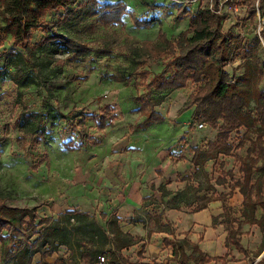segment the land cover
<instances>
[{
	"label": "trees",
	"instance_id": "obj_1",
	"mask_svg": "<svg viewBox=\"0 0 264 264\" xmlns=\"http://www.w3.org/2000/svg\"><path fill=\"white\" fill-rule=\"evenodd\" d=\"M218 6L219 0H211L199 9L191 16L189 27L173 40L161 30L159 39L162 44L144 40L126 45L124 49L138 61L140 68L148 66L153 60L165 59L163 70L148 81V92L136 98L142 102L141 112L147 115L139 127L164 120L163 115L156 112L158 101L151 97L152 90L175 91L193 83L195 90L179 110V115L193 108L191 128L202 123L204 127L208 125L218 130L215 140L205 141L193 149L192 162L196 169L193 174L182 178L186 185L166 201L167 208L180 209L184 205L190 212L197 213L207 209L212 201H221L223 211L213 217L212 227L216 229L224 226L227 231L225 245L228 249L234 247L245 258L253 254L256 259L264 252V125L251 110V106L264 104V91L261 89L264 70L258 58L254 62L245 59L240 66L244 69L241 77H236L227 69L232 61V47L236 37L232 30L223 29L224 16L219 12ZM0 7L5 21L4 31L11 36L14 45L20 48H13L6 56L7 64L14 68L13 80L20 87L35 84L38 78L43 77L45 67L72 64L93 52L92 43L84 35L85 29L71 35L62 26L77 29L94 17L105 26L118 24L123 22V17L128 12L127 5L122 1L105 2L101 5L98 0L81 3L77 0H0ZM51 11H63V14L58 21L47 20ZM188 13L186 7H179L177 14L179 18H183ZM133 21L138 27H150L155 22L153 19L138 17H133ZM36 30H42L43 36L34 43ZM99 43L102 46L98 50L100 55L111 54L113 46L119 45L113 37L99 39ZM64 54H68V57H62ZM135 72L115 77L117 81L129 84ZM144 72L146 70L141 71L142 76L146 74ZM105 111L104 109L100 115H92L97 120L99 130L106 127L108 115ZM71 116L70 113L58 111L53 118L71 121L76 118H70ZM85 119L82 116L77 123L82 130H85ZM18 123L24 138L37 137L35 141L39 144L45 137L46 125L38 113H23ZM241 129L246 131L238 145L234 146L230 142L231 135ZM85 139L83 134L82 146L86 143ZM247 141L251 142V146L247 149L246 156L235 154V150L244 147ZM223 157H233L240 163L242 179H235L232 170L225 171V162L221 163L219 176H213L211 172L215 173V166ZM210 161L214 162L212 171L207 168ZM228 178L234 181L228 185L230 191L218 193L216 185L226 186ZM237 188L244 198L241 219L229 216L230 207L227 204V198ZM158 190L163 197L173 194L166 185H161ZM259 209L263 210L260 218L257 217ZM101 216L107 220L106 228L86 211L68 209L58 217H41L34 208L10 206L0 197V241L5 239L3 233L7 231L9 248L6 255L16 258L17 264H26L42 250V258H47L53 254V249L58 244L77 246L81 250L79 249L76 257L82 259L92 260L99 254L111 253L114 262L121 259L128 264V260L120 253L141 243L143 239L124 232L117 215L101 213ZM170 224L159 225L158 221L155 230L171 232ZM244 224L258 225L263 232L262 242L254 252L245 248L242 242ZM155 230H149L148 236ZM18 233L26 235L28 240L32 237L36 239L24 243L17 237ZM165 242L172 245L174 258L180 264H187L189 261L195 264L237 261L235 256L228 259L230 252L225 256H210L198 244L187 239L172 244L166 238ZM12 245H15L16 253L9 250ZM263 260L264 257L259 262Z\"/></svg>",
	"mask_w": 264,
	"mask_h": 264
},
{
	"label": "rangeland",
	"instance_id": "obj_2",
	"mask_svg": "<svg viewBox=\"0 0 264 264\" xmlns=\"http://www.w3.org/2000/svg\"><path fill=\"white\" fill-rule=\"evenodd\" d=\"M77 1L81 3L86 0ZM98 1L101 5L105 2H124L128 7V12L124 15L123 22L105 26L97 17H94L81 24L77 29L62 26L63 30L71 35L85 29L84 35L92 43L93 52L72 64H56L45 67L43 77L38 78L35 84L25 87H20L14 82V68L7 64V54L13 48L18 47L14 45L11 36L4 31L5 21L3 10L0 7V197L10 206L34 208L41 217H58L69 208L84 211L78 207L76 202L87 196L82 188L86 185L87 178L88 182L93 180L90 177V175H94V170L90 166L92 165V156L95 148L102 143L105 133V130L98 129L97 120L92 115H100L105 109V113L108 115L106 127L116 126L120 122L121 124L125 123V116L129 117L131 114L135 116L134 114L137 115V113L127 109L125 114L121 108H125L131 103V99L136 100L140 96V92L145 91L144 95L148 92L146 86L156 74V66L162 67L163 70L164 58L158 61L153 60L148 66L140 68L138 61L124 47L144 40L162 44L163 42L159 39L161 30L169 39H175L189 27L191 16L211 2V0ZM236 1L240 14H237L234 7H229L227 11L223 9L224 14L222 15L224 16L223 29L225 31L232 30L236 37L232 47V61L227 69L236 77H241L244 69L240 66L245 59L252 62L257 58L260 59V65L264 70V29L260 31L258 28L259 16L254 7L255 0ZM244 5L248 8L246 14L242 8ZM179 7H186L189 11L188 15L179 18L177 14ZM62 14L63 11H51L47 15V20L58 21ZM261 14H264V5H262ZM133 17L146 20L153 19L155 22L150 27H138L135 25ZM42 36L43 31L36 30L33 42L39 41ZM106 37L117 39L119 45L113 46L111 54L100 55L98 50L102 46L99 39ZM62 57L67 58L68 54H64ZM143 70H146L144 72L146 74L142 76L143 72L141 73V71ZM134 71H136L135 75L129 84L117 81L115 77L121 74L127 76ZM195 87L193 83H190L183 92L169 94V102L162 109L169 117V121L175 123L179 119L178 109L182 107V103L195 90ZM261 89L264 91V80ZM151 93L156 101L164 99L157 90H152ZM135 95L137 96L135 97ZM251 110L260 119V123L264 125V104H252ZM58 111L65 114L70 113L72 114L70 118L74 116L76 118L72 121L60 117L53 118ZM23 113H38L42 116L46 125V134L39 144L35 141L37 137L24 138L22 135L18 122ZM82 116L86 118L85 130H82L77 124ZM112 120L114 122H111ZM214 130L218 134V130ZM245 131V129H241L233 132L230 142L237 146ZM204 132L207 135L209 132H213V128L206 125ZM83 134L86 143L82 146L81 136ZM180 141L184 143L186 138L184 137ZM206 141L209 140L206 139ZM250 146L251 142L247 141L244 147L235 150V154L242 157L246 156ZM222 162L227 164L225 171L232 170L235 179H242V174L239 172L240 163L235 161L233 157H223L219 160L215 166V173L211 172L215 178L221 173ZM209 166L210 162L207 163V167ZM210 168L213 169V166ZM80 173H84L86 179L78 184L74 177L75 175L80 176ZM99 179L98 177L97 180ZM228 179V185L234 182L230 178ZM230 197L227 198V204ZM90 202L92 207L88 208L91 213H88L106 228L107 220L103 219L100 213V205L103 203L101 201H98L97 204L94 201ZM229 207V216L241 219L242 208L239 209L230 205ZM113 210L114 208L108 215H114ZM262 214L263 210L259 209L257 217L260 218ZM170 225L175 237L174 224L171 223ZM254 229L255 232L252 231V226L249 224L243 225L244 245L252 252L259 248L263 239V232L259 226L255 225ZM3 234L5 239L0 241V264H17L16 258L6 255L9 239L7 231H4ZM17 237L21 238L24 243L36 239V237H32L31 240H28L27 236L22 233H18ZM170 239L174 241V238ZM79 249L75 245L66 247L58 244L53 249V255H74L73 258L75 259L76 254L81 250ZM9 250L13 253L17 251L15 245L10 246ZM231 251V255L236 253L234 247L231 248ZM146 252V246L139 243L137 246L127 249L125 255L129 257L128 261L132 258H139L138 261H141ZM42 253L43 250L27 261L26 264H44ZM263 255L254 259L253 254L249 258H245L243 254L238 256L236 253L234 256L237 261H233L232 264H264V260L259 262ZM150 259L148 264L175 261L174 258L159 260L160 257H150ZM135 263L138 264V262Z\"/></svg>",
	"mask_w": 264,
	"mask_h": 264
},
{
	"label": "crops",
	"instance_id": "obj_3",
	"mask_svg": "<svg viewBox=\"0 0 264 264\" xmlns=\"http://www.w3.org/2000/svg\"><path fill=\"white\" fill-rule=\"evenodd\" d=\"M156 67L155 73L158 74L162 71V67ZM188 87L160 92L164 99L158 100L155 109L156 112L163 115L164 120L153 122L147 127H139L146 119V115L142 114L140 110L141 101L131 99V103L125 108H121L125 114L128 109L131 112H136L137 115L125 116V123L121 124L120 122L116 126H108L103 129L105 133L102 143L95 148L92 165H90L94 170V175H90L93 180L88 182L87 178V183L82 188L87 196L76 202L79 208L90 213L88 208L92 207L90 201H94L96 204L98 201L103 203L100 205V213L109 214L114 208L112 212L119 217L123 231L143 239L141 244L146 246L147 250L144 253L145 257L141 261H138L139 258H132L128 264H136L135 262L148 264L151 260L150 257H160L159 260L174 258L172 245H168L166 248V238L172 244L183 239L190 240L198 244L210 256H225L228 252H232V247L228 249L225 245L227 231L224 226H218L216 229L212 227L213 217L218 216L223 211L221 201H212L207 209L197 213L190 212V209L184 205L180 209H169L166 205V201L171 199L177 191L184 189L186 182H183L182 178L193 174L196 169L192 162L193 149L204 143L206 139L213 141L217 137L214 129L213 132L206 135L205 127L201 129L190 127L193 108L179 115V110L188 101L189 96L182 103V107L178 109L177 115L180 117L175 123L169 121V117L163 112V107L169 102V94L183 92ZM144 93L145 91H142L140 95H144ZM151 97H154L152 93ZM184 137L186 141L182 143L180 140ZM175 154L177 155L174 156ZM212 166H214V162L210 161V166L207 168L212 171L210 168ZM80 174V176L75 175L74 177L78 184L86 179L84 173ZM98 177L99 180H97ZM161 185H166V188L173 194L169 197H163L162 192L158 190ZM216 188L220 192L230 191L228 184L226 186L216 185ZM145 198L148 199L145 200ZM243 200V195L237 188L231 195L228 204L241 209ZM158 221L159 225L173 223L175 237L172 231L156 232L155 227ZM254 227L255 225L252 226L253 232H255ZM149 230H155V232L148 236ZM170 238H174V241ZM242 242L244 244L243 236ZM244 247L247 248L245 245ZM126 250L120 254L129 260V257L125 255ZM235 251L238 256L242 254L236 249ZM234 255L230 254L228 259ZM64 257L65 255L52 254L44 258V264H61ZM174 259L175 261H166L163 264H180L177 258ZM232 263L233 261L207 264ZM115 264L126 263L120 259ZM187 264L195 263L189 261Z\"/></svg>",
	"mask_w": 264,
	"mask_h": 264
},
{
	"label": "built area",
	"instance_id": "obj_4",
	"mask_svg": "<svg viewBox=\"0 0 264 264\" xmlns=\"http://www.w3.org/2000/svg\"><path fill=\"white\" fill-rule=\"evenodd\" d=\"M237 1L236 0H219V6L218 10L221 14H224L223 9L227 11L229 9L228 7H231L235 9L237 14L239 13V7L237 6ZM262 5H264V0H255L254 2V7L256 10V13L259 16V30L262 31L264 29V14H261V8ZM244 14L247 13V6H242ZM225 11V12H226ZM240 14V13H239ZM111 122H114L113 120ZM198 127L201 129L204 127V124L200 123ZM73 255H65L63 258L64 261L61 264H115L113 261L111 253H103L97 255L94 259L89 260V259H82L79 257H76L75 259L73 258Z\"/></svg>",
	"mask_w": 264,
	"mask_h": 264
}]
</instances>
